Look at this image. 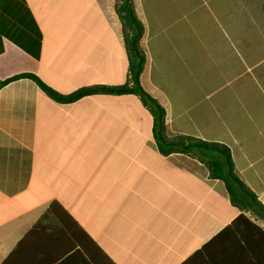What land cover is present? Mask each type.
Masks as SVG:
<instances>
[{
    "label": "crops",
    "instance_id": "obj_1",
    "mask_svg": "<svg viewBox=\"0 0 264 264\" xmlns=\"http://www.w3.org/2000/svg\"><path fill=\"white\" fill-rule=\"evenodd\" d=\"M113 1L0 0V80L122 82ZM133 3L166 133L225 143L264 204V0ZM151 122L133 93L0 83V264H264V220L197 158L160 153Z\"/></svg>",
    "mask_w": 264,
    "mask_h": 264
},
{
    "label": "trees",
    "instance_id": "obj_2",
    "mask_svg": "<svg viewBox=\"0 0 264 264\" xmlns=\"http://www.w3.org/2000/svg\"><path fill=\"white\" fill-rule=\"evenodd\" d=\"M113 9L120 22L126 58L125 79L122 82L85 84L62 93L46 84L35 73L22 72L2 79L0 83L25 75L32 78L49 97L62 102L72 101L91 93L135 94L152 116L151 133L160 153L168 154L179 151L197 158L207 168L209 177L222 180L231 204L240 210H250L264 220V204L257 199L255 193L235 172L229 147L225 143L190 134L177 133L169 135L166 133L163 106L142 87L139 81V75L145 62V52L140 45L143 27L135 12L133 0H114ZM235 217V219L237 217L244 218L260 232V226L249 220L241 211Z\"/></svg>",
    "mask_w": 264,
    "mask_h": 264
}]
</instances>
